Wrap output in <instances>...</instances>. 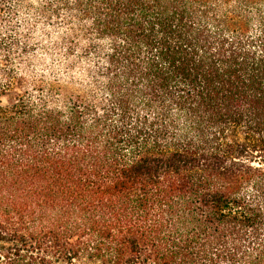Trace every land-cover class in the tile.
I'll return each instance as SVG.
<instances>
[{
  "label": "trees",
  "instance_id": "1",
  "mask_svg": "<svg viewBox=\"0 0 264 264\" xmlns=\"http://www.w3.org/2000/svg\"><path fill=\"white\" fill-rule=\"evenodd\" d=\"M0 264H264V0H0Z\"/></svg>",
  "mask_w": 264,
  "mask_h": 264
},
{
  "label": "rangeland",
  "instance_id": "2",
  "mask_svg": "<svg viewBox=\"0 0 264 264\" xmlns=\"http://www.w3.org/2000/svg\"><path fill=\"white\" fill-rule=\"evenodd\" d=\"M6 100L9 101L8 98Z\"/></svg>",
  "mask_w": 264,
  "mask_h": 264
}]
</instances>
